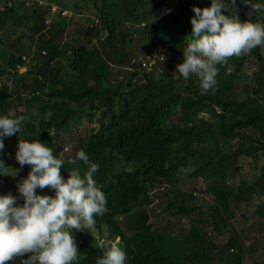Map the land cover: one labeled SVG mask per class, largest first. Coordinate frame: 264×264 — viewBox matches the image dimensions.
<instances>
[{"label":"trees","instance_id":"1","mask_svg":"<svg viewBox=\"0 0 264 264\" xmlns=\"http://www.w3.org/2000/svg\"><path fill=\"white\" fill-rule=\"evenodd\" d=\"M223 2L229 8L222 14L250 19L243 0ZM210 6L211 0H5L0 7V116L28 117L20 133L3 137L0 190L12 189L16 206L23 205L17 184L31 167L15 158L19 139L51 147L65 161V179L72 167L86 170L81 161L68 164L78 150L99 164L94 179L107 212L96 217L95 231L73 230L80 251L74 264H95L103 255L99 242L117 237L126 264H246L257 250L251 231L264 226V169L250 181L240 175V159L264 155V47L218 66L217 85L206 94L195 74L176 72L192 39L193 7ZM65 11L87 15L73 41L64 37ZM251 19L264 23V13L253 11ZM138 41L152 52L160 44L166 59L158 49L152 68L144 67ZM83 120L91 127L80 132ZM64 144L71 145L67 155L60 153ZM186 176L202 180L194 190L209 198L205 203L179 186ZM36 193L55 195L50 188ZM156 206L170 217L164 227L151 221ZM246 206L257 216L251 227L237 225Z\"/></svg>","mask_w":264,"mask_h":264},{"label":"clouds","instance_id":"2","mask_svg":"<svg viewBox=\"0 0 264 264\" xmlns=\"http://www.w3.org/2000/svg\"><path fill=\"white\" fill-rule=\"evenodd\" d=\"M243 2L252 9L247 13L250 19L245 21L237 15L222 14V9L229 8L223 0H211L210 7L192 9V39H187L183 62L176 65V72L185 79L195 74L202 94L215 89L218 66L264 47V23L251 19L253 11L264 13V4ZM231 4L234 6L235 0ZM27 119L24 115L0 116V150L4 148L3 137L20 133ZM15 158L21 167L29 165L31 171L17 184L22 206H16V197L11 194L0 196V264H12L26 254H30L29 258L22 264H74L80 251L73 230L95 231L96 217L107 212V197L94 179L99 164L91 162L83 149L78 150L68 164L75 166L81 161L86 170L81 174L79 167H72L65 179L60 171L65 161L38 139H19ZM0 169H6L3 161ZM37 188L53 189L55 195H39ZM119 240H101L103 255L95 264H126L127 254Z\"/></svg>","mask_w":264,"mask_h":264},{"label":"rangeland","instance_id":"3","mask_svg":"<svg viewBox=\"0 0 264 264\" xmlns=\"http://www.w3.org/2000/svg\"><path fill=\"white\" fill-rule=\"evenodd\" d=\"M5 0H0V7L4 4ZM57 9L56 6H53L52 11H55ZM64 15H66L69 20V27L66 31V34L64 35L65 39L68 41H73L74 37L77 35V28L79 26L83 25L84 20L86 19L87 15L85 13H79L76 12H64ZM94 16V15H92ZM91 19H94L91 17ZM19 32V30H16ZM162 48L160 44L156 43L155 52H152V50L149 48L148 45H145L143 42L138 41L136 45V50L138 51V54L140 55L142 61H146L150 55L152 60H155V62L158 59V49ZM157 50V51H156ZM27 60H29V54L26 57ZM253 66L251 63L248 66L247 73H251ZM27 66H24L21 68V71H26ZM6 82H10V79H5ZM14 112V111H13ZM91 127V124H89L86 120H83L79 131L83 132L86 128ZM58 146H60V143H57ZM71 145L70 144H64L63 147H60V153L63 155H67L70 153ZM240 164L242 167V171L240 172L241 177L246 178L250 181H254L256 178H258L260 175H262L263 169H264V155L261 156V159H255L249 156H243L240 159ZM185 175L186 170L184 171ZM184 178V177H183ZM181 188H184L187 191H192L196 187L202 186V180L195 182L192 181L188 176H186L179 184ZM194 193L198 194V198L200 199L197 205L201 203H205L209 198L204 195L202 192H200L198 189L194 190ZM155 214L153 215L151 221L154 222L156 227H164L167 221L170 219L167 214L162 212L160 210V206H156L155 208ZM243 213V214H241ZM238 222L237 225L241 226L242 224L251 227L253 220H257V216L253 214V210L251 207L246 206L241 209V211L237 214ZM248 218V219H246ZM173 218H171L172 220ZM184 225L186 224L185 221H182ZM255 230L251 231L252 235H254L258 239V245L257 250L255 251L252 256H247L246 258V264H264V226H254ZM82 241H86V238L83 237V234L81 233ZM100 241V240H99Z\"/></svg>","mask_w":264,"mask_h":264},{"label":"built area","instance_id":"4","mask_svg":"<svg viewBox=\"0 0 264 264\" xmlns=\"http://www.w3.org/2000/svg\"><path fill=\"white\" fill-rule=\"evenodd\" d=\"M159 55L160 56H165L164 49H160L159 50ZM151 56L152 55H150L149 58L146 61H142L143 66L148 68V69L152 68L153 64L155 63V60H152ZM8 194H11L12 196H14L13 190L12 189H8V190L0 192V196L8 195Z\"/></svg>","mask_w":264,"mask_h":264}]
</instances>
